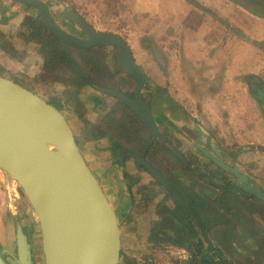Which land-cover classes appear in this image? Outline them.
I'll use <instances>...</instances> for the list:
<instances>
[{
  "label": "crops",
  "instance_id": "obj_1",
  "mask_svg": "<svg viewBox=\"0 0 264 264\" xmlns=\"http://www.w3.org/2000/svg\"><path fill=\"white\" fill-rule=\"evenodd\" d=\"M60 2L96 30L126 39L149 76L151 91L145 95L163 126L173 119L193 130V141L205 144L209 132L217 129L227 144L239 148L238 164L254 162V178L264 184V107L258 106L246 83L249 76L264 83V18L231 0ZM110 8L114 19L125 18L124 25L108 22ZM29 15L26 6L0 0V40L16 36ZM19 42V49L30 51ZM3 47L0 44V64L17 69ZM82 101L87 109L83 117L69 106L66 113L77 144L120 221L137 226V235L131 234L137 247L154 253L155 202L146 203L149 191L141 190L157 188L133 160L122 162L116 143L119 125L109 115L115 102L88 89ZM212 142L220 146L217 138Z\"/></svg>",
  "mask_w": 264,
  "mask_h": 264
},
{
  "label": "flooded vegetation",
  "instance_id": "obj_2",
  "mask_svg": "<svg viewBox=\"0 0 264 264\" xmlns=\"http://www.w3.org/2000/svg\"><path fill=\"white\" fill-rule=\"evenodd\" d=\"M27 10L32 12L34 9L27 7ZM28 18L32 19V22L25 25ZM123 39L128 44L126 39ZM19 40L27 45L32 53L27 49H19ZM0 44L4 46V56L19 66V69H14L12 65L4 67L0 64V75L21 82L28 90L56 107L65 118L68 106L82 117L85 115L87 109L82 95L87 89L95 90L115 102L109 115L119 125L120 134L116 143L121 151L122 162L133 160L157 188L151 190L142 187L141 190L142 193L149 191L147 197L150 200H146V203L155 202L158 226L154 227L152 235L154 249L157 250L168 243L172 249L186 250L188 257L181 261V264H264V202L246 193L237 178L219 167L205 152L218 158L214 149L219 151L226 165L237 167L240 173L249 178L253 186H259L264 193V184L254 178L253 172L257 169L254 162L245 163L241 160L240 166L239 148L227 144L217 129L209 132L210 136L205 144L193 141V130L178 125L173 119L165 122L166 125L163 126V122L159 121L160 118L154 112L151 100L145 95L151 91L149 76L138 65L129 45L138 68L145 76L141 92L144 103L151 108L158 131L167 142L156 138L129 106L101 91L114 90L132 100L136 99L137 82L120 66L113 55V49H80L69 46L44 26L36 12L24 19L16 36L10 40L4 37ZM59 45L61 49L70 47L67 49L68 54L77 64L74 69L59 61ZM105 49L112 50V57L106 56L100 60L96 55ZM81 52L86 53L85 59L80 57ZM6 72L13 74L7 76ZM246 83L258 106L263 108L264 83L256 76L246 78ZM215 134L220 142L219 147L212 142V136ZM125 151H133L144 158L171 182L200 219L208 238L162 183L149 174L136 159L123 158ZM161 152L162 155L167 152L176 166L171 174H167L155 163V160L160 161ZM180 168L184 174L180 172ZM16 252L17 247L14 254ZM123 256L126 264H136L132 258Z\"/></svg>",
  "mask_w": 264,
  "mask_h": 264
},
{
  "label": "water",
  "instance_id": "obj_3",
  "mask_svg": "<svg viewBox=\"0 0 264 264\" xmlns=\"http://www.w3.org/2000/svg\"><path fill=\"white\" fill-rule=\"evenodd\" d=\"M31 7L44 26L65 44L80 48H111L120 66L137 82L135 100L114 90H101L129 106L156 137L167 142L141 95L145 76L138 68L132 50L116 34L97 31L69 7L61 14L67 26L84 34L77 37L53 15L46 0H11ZM249 12L264 18V6L248 0H235ZM205 152L219 167L232 173L243 190L264 202V193L253 186L237 167L225 164ZM124 157L137 160L192 216L203 234L206 230L192 208L171 182L133 151ZM0 170L20 187L34 210L40 227L44 264H121L122 228L119 216L98 179L90 170L69 122L62 112L19 81L0 75ZM208 238V237H207ZM16 254L2 248L0 264H35L32 244L22 226L16 231Z\"/></svg>",
  "mask_w": 264,
  "mask_h": 264
},
{
  "label": "rangeland",
  "instance_id": "obj_4",
  "mask_svg": "<svg viewBox=\"0 0 264 264\" xmlns=\"http://www.w3.org/2000/svg\"><path fill=\"white\" fill-rule=\"evenodd\" d=\"M50 3L53 11V15L59 21L61 25H64L68 30L74 33L77 37H83L84 34L76 29L69 28L67 21L61 14V11L66 7L60 0H46ZM235 1V0H231ZM250 2H257L264 6V0H248ZM236 2V1H235ZM64 3V2H63ZM68 6H71L68 2ZM230 5V3H229ZM30 10V9H29ZM28 10V12H30ZM113 8L109 9L108 22L120 25L125 24V18L114 19L112 15ZM34 10L31 14H35ZM111 14V15H110ZM118 17V15H117ZM139 21V19L137 20ZM242 18V22H243ZM136 22V21H135ZM134 22V23H135ZM143 23V21H140ZM136 37V36H135ZM137 39V38H136ZM112 50L105 49L97 54V58L102 60L104 57H112ZM84 52H81V58L85 59ZM13 74V73H12ZM10 72H6L7 76H11ZM35 89V88H34ZM41 92V91H40ZM41 95V94H40ZM45 94L42 93V96ZM45 97V96H44ZM46 98V97H45ZM212 136V135H211ZM213 140L216 138V134L212 136ZM166 150V149H165ZM168 152V151H167ZM166 155L161 152L160 161L155 160V163L159 165L167 174H171L176 166L172 163L168 153ZM158 153V152H157ZM179 169V168H177ZM184 174L185 172L181 170ZM186 175V174H185ZM187 176V175H186ZM187 179H189L187 177ZM122 238H123V255L132 258L136 264H181V261L186 260L188 254L186 250L172 249L168 243L164 244V247H159L154 253L146 254L144 248H138L135 238H131L132 235H137V226L134 224H125L121 218ZM18 226H22L25 233L32 244V253L34 256L35 264H44V255L42 251L41 233L37 220V216L28 203L27 198L24 196L22 190L18 184L9 177L6 173L0 170V234L1 242L4 249H7L10 253L14 254L16 247V231ZM130 226V227H129ZM158 246V245H157ZM121 264H126L124 256Z\"/></svg>",
  "mask_w": 264,
  "mask_h": 264
},
{
  "label": "trees",
  "instance_id": "obj_5",
  "mask_svg": "<svg viewBox=\"0 0 264 264\" xmlns=\"http://www.w3.org/2000/svg\"><path fill=\"white\" fill-rule=\"evenodd\" d=\"M30 22H32V19L28 18L25 20V25L29 24ZM35 24V23H34ZM36 26V24L34 25ZM70 48L69 46H67L65 49H61L60 45L58 46L59 51V61L64 63L68 68H72L74 69L76 67V61L68 54L67 49ZM128 264H130L128 262Z\"/></svg>",
  "mask_w": 264,
  "mask_h": 264
}]
</instances>
